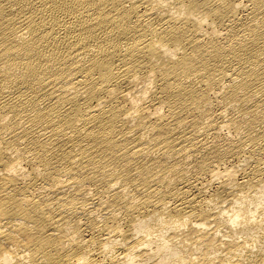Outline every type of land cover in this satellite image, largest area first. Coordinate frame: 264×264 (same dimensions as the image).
<instances>
[{
	"label": "bare ground",
	"instance_id": "1",
	"mask_svg": "<svg viewBox=\"0 0 264 264\" xmlns=\"http://www.w3.org/2000/svg\"><path fill=\"white\" fill-rule=\"evenodd\" d=\"M0 264H264V0H0Z\"/></svg>",
	"mask_w": 264,
	"mask_h": 264
}]
</instances>
